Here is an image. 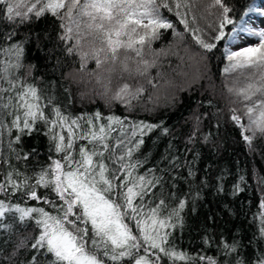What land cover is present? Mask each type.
I'll use <instances>...</instances> for the list:
<instances>
[{"label": "snow or ice", "instance_id": "1", "mask_svg": "<svg viewBox=\"0 0 264 264\" xmlns=\"http://www.w3.org/2000/svg\"><path fill=\"white\" fill-rule=\"evenodd\" d=\"M253 15L264 17V0H0V264H264V255H242L256 236L264 241V187L255 210L248 200L242 212L245 176L229 182L233 170L213 171L232 146L225 126L245 155L264 152V28ZM46 18L52 31L37 27ZM221 47L223 108L208 101L180 132L134 118L158 114L162 86L170 108L182 103L183 64L196 70L193 87L211 80ZM33 52L53 70L44 87L26 61ZM173 56L181 64L166 73ZM73 61L69 76L87 87L81 99L103 101L107 114L74 116L69 90L53 92L55 72ZM34 133L48 141L43 155L25 145ZM148 138L165 144L158 156ZM241 215L255 228L248 245ZM193 224L196 250L177 240Z\"/></svg>", "mask_w": 264, "mask_h": 264}, {"label": "trees", "instance_id": "2", "mask_svg": "<svg viewBox=\"0 0 264 264\" xmlns=\"http://www.w3.org/2000/svg\"><path fill=\"white\" fill-rule=\"evenodd\" d=\"M243 3V0H241ZM259 2V0H258ZM239 14V10H238ZM246 19V17H245ZM38 28H47L49 31H52L53 24L50 19L41 20L38 25ZM231 27V26H229ZM227 31V30H226ZM0 33H5V27L3 24H0ZM23 35V33H21ZM173 37L166 35L164 44L171 42ZM228 40L222 41L221 44L227 46ZM162 46L161 42H157L154 47ZM223 52V47L220 48V51L216 54V57L211 62V80L203 79L198 81L195 86L191 85L192 77L196 74L195 68L189 67L187 64L181 65L182 70L187 73L186 77L176 76L175 83L177 85H183L184 87L189 88L187 92L179 93V99L182 103L178 104L175 107H169L168 89L165 87L160 88V101H159V111L157 115L146 112H139L135 115L136 119H149L155 120L157 118L163 119L168 125H175L177 131H183L184 129L180 127L183 125L186 120L192 119V114L194 112H202L209 110L208 101L212 102L211 111H215L217 107L223 108L227 101L221 95V85L224 80L222 74V69L224 64L221 63V55ZM181 55L183 53L181 52ZM26 61H31L36 64L34 75L36 77H42L38 79L36 83L40 87L46 86L50 82V77L52 76V69L42 67L41 60L36 58L35 53H31L26 56ZM226 63V61H225ZM171 64L173 68L176 65L181 64V61L173 56L169 60L165 61V68L163 71L166 73L170 72L168 65ZM77 65L73 62L64 63L63 66L55 72V77L59 78L58 82L52 80V90L57 94L60 99H63L64 92L63 89L67 88L69 93L72 95L73 103L71 104L69 111L72 115H78L80 113H92L93 111L99 110L102 113L107 114L108 109L104 107V102L99 99H81V91H87V87L84 84H77L71 77L70 73H73ZM89 69L94 67V64L90 63L88 65ZM163 83V82H161ZM204 101V106L200 107V102ZM113 111L115 114H122L121 108H114ZM125 115L127 113H124ZM214 122V121H213ZM207 124V121H205ZM211 127L210 125L208 126ZM220 135L227 138V142L232 145L228 148L225 158L214 166L213 171L224 168L226 170H233L232 175L228 177L229 182H231L236 175L243 174L247 181V191L242 193L240 196L241 200V211L243 212L247 207L245 201H251V207L255 210L257 203L256 196L260 191L261 187H264V152H261L258 148L257 154L253 156L251 153L245 155L243 150L242 143L238 142L239 137L236 131L230 127L225 126ZM48 144L47 139L40 134L34 133L32 138L25 139L26 146H35L41 150L42 155ZM261 147H264L262 145ZM165 148V144L157 142L151 138L146 139L145 149L149 150L152 156H158L161 151ZM38 163H44L42 159L30 160L28 162V167H35ZM143 171V169H141ZM34 203V202H33ZM194 219V218H193ZM192 223V221H190ZM227 227L231 228L233 225L229 224ZM236 227L241 229V233L245 236L244 243L248 245V239L255 232V228L251 223L245 220V216L241 215L239 221L236 223ZM178 243L181 247L188 248L191 247L192 250H196L201 245V240L198 237V233L195 230V225L192 227L186 228L182 234L177 237ZM243 258L246 261L254 262L258 257L264 255V241H260L259 236H256L251 240V244L245 247L242 251Z\"/></svg>", "mask_w": 264, "mask_h": 264}, {"label": "rangeland", "instance_id": "3", "mask_svg": "<svg viewBox=\"0 0 264 264\" xmlns=\"http://www.w3.org/2000/svg\"><path fill=\"white\" fill-rule=\"evenodd\" d=\"M248 18L246 17V20ZM252 19V22H253V26L254 27H259V28H264V17H259V16H256V15H253L251 17ZM258 41V38L257 37H249L248 38V42L249 43H256ZM237 43H239V41H237ZM229 45V41L227 43V46ZM235 47V46H233Z\"/></svg>", "mask_w": 264, "mask_h": 264}]
</instances>
